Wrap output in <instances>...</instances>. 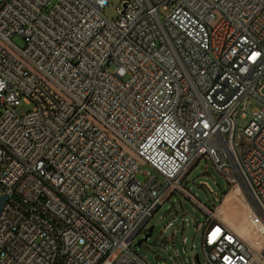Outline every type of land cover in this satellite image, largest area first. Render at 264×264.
Here are the masks:
<instances>
[{"label":"built area","instance_id":"obj_1","mask_svg":"<svg viewBox=\"0 0 264 264\" xmlns=\"http://www.w3.org/2000/svg\"><path fill=\"white\" fill-rule=\"evenodd\" d=\"M107 6L0 0V264H148L130 236L174 193L205 215L187 264H264L182 187L209 160L264 226V0Z\"/></svg>","mask_w":264,"mask_h":264},{"label":"rangeland","instance_id":"obj_2","mask_svg":"<svg viewBox=\"0 0 264 264\" xmlns=\"http://www.w3.org/2000/svg\"><path fill=\"white\" fill-rule=\"evenodd\" d=\"M118 6L119 0H108V6L102 12L103 17L107 20H115L118 16L116 10ZM158 14L160 18L167 16V12L162 10H159ZM12 43L20 49L24 47V41L19 36H13ZM259 107L257 101L252 102L245 111L246 118L238 119V127H246L250 113ZM32 108V105L22 102L17 111L19 114H25ZM144 179L142 175L137 176L140 182ZM201 184H206L213 193L217 194V197L209 193ZM182 187L201 205L209 209L214 205L215 218L227 225L250 247L257 249L264 245V226L253 225L254 221L250 219L251 209L245 201H242L243 190L239 192L236 187L227 184L225 177L217 173L209 160L202 159L192 166L182 179ZM227 192H230L229 195H224ZM222 197H225V200L219 203L216 198L222 199ZM204 222L205 215L190 199L180 193H174L150 219L143 222L144 231L132 234L130 239L133 240L135 251L148 264H187V260L195 254L201 258V231L197 230L196 225ZM170 223L171 226H168ZM150 227H152L151 235L142 241ZM171 235L174 236L173 240L170 239ZM138 242L140 245L137 244Z\"/></svg>","mask_w":264,"mask_h":264},{"label":"water","instance_id":"obj_3","mask_svg":"<svg viewBox=\"0 0 264 264\" xmlns=\"http://www.w3.org/2000/svg\"><path fill=\"white\" fill-rule=\"evenodd\" d=\"M6 199H7V196H5V195L0 197V212H1L3 206H4L5 202H6ZM256 211H257L258 215H259V216L263 219V221H264V215L261 214L257 209H256ZM151 232H152V227H150V228L148 229V231H147V233L145 234V236H144V238L142 239V241H145V240L151 235ZM137 244L140 245V242H138Z\"/></svg>","mask_w":264,"mask_h":264},{"label":"crops","instance_id":"obj_4","mask_svg":"<svg viewBox=\"0 0 264 264\" xmlns=\"http://www.w3.org/2000/svg\"><path fill=\"white\" fill-rule=\"evenodd\" d=\"M229 193H230V192H228L226 196H228V195H229ZM224 200H225V197L223 198V201H224Z\"/></svg>","mask_w":264,"mask_h":264},{"label":"bare ground","instance_id":"obj_5","mask_svg":"<svg viewBox=\"0 0 264 264\" xmlns=\"http://www.w3.org/2000/svg\"><path fill=\"white\" fill-rule=\"evenodd\" d=\"M226 181H227V177H225Z\"/></svg>","mask_w":264,"mask_h":264},{"label":"trees","instance_id":"obj_6","mask_svg":"<svg viewBox=\"0 0 264 264\" xmlns=\"http://www.w3.org/2000/svg\"><path fill=\"white\" fill-rule=\"evenodd\" d=\"M224 195H226V193Z\"/></svg>","mask_w":264,"mask_h":264}]
</instances>
